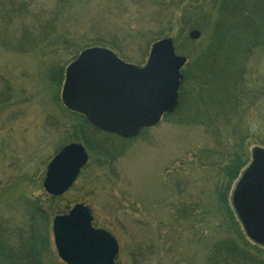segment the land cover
I'll list each match as a JSON object with an SVG mask.
<instances>
[{"label":"rangeland","instance_id":"1","mask_svg":"<svg viewBox=\"0 0 264 264\" xmlns=\"http://www.w3.org/2000/svg\"><path fill=\"white\" fill-rule=\"evenodd\" d=\"M28 1L35 11L41 7L51 10L57 5V0ZM62 3L66 6L67 1ZM81 3L78 10L73 8L78 13L68 18L67 24L65 18L61 20V29H67L79 45L94 44L99 39L105 44L103 47L125 61L143 66L154 39L171 37L177 53L187 57L186 64L192 66L196 61L194 44L187 41L191 39L189 32L199 29L192 25L191 6L195 7V0ZM188 7L191 23L183 17ZM18 25L20 20L15 19L12 26ZM157 33H163L161 38ZM203 37L204 32L191 41ZM18 46L13 40L8 47L0 44V71L14 90L12 103L0 113V213L14 221L26 217L29 200L41 199L48 204L43 186L47 165L59 147L78 132V117L67 111L62 101L65 71L73 61L65 62L71 57L69 51L48 56L60 57L64 67L61 81H54L52 68L36 52H24ZM258 60L253 63L254 74L248 78L256 98L251 100L246 121L239 127L243 134L247 133L243 148L249 159L233 180L228 199L240 233L263 246L250 235L246 218L238 211L236 195L237 187L253 166L254 149H264V58ZM204 127L202 123H180L172 115H163L156 125L144 128L127 141L118 136L106 137L112 146L108 148L116 155L112 170L98 167V157L91 153L88 167L61 195L60 207L68 210L76 202L89 205L96 227L107 229L120 243L117 264H144L148 256V264H203L209 245L226 234V228H218L224 216L214 206V157L209 150L220 148L227 153L234 143V136L226 134L224 127L219 128V137L215 130ZM99 158L104 161L105 157ZM54 217L46 223L48 244L43 262L66 264L54 244ZM142 250L145 254L141 261Z\"/></svg>","mask_w":264,"mask_h":264},{"label":"trees","instance_id":"2","mask_svg":"<svg viewBox=\"0 0 264 264\" xmlns=\"http://www.w3.org/2000/svg\"><path fill=\"white\" fill-rule=\"evenodd\" d=\"M63 1H67L66 6ZM30 2L0 0V44L8 47L13 40L19 44L20 50L36 52L40 60L52 68L54 81H61L64 67L60 65V57L50 59L49 55L69 51L71 57L65 61L67 63L88 47L105 45L98 39L94 44L81 46L67 29H61V20L65 18L64 23L67 24L68 18H74L78 11L73 8L78 10V3L83 0H57L55 8L48 10L41 7L37 11ZM209 5V10H205ZM191 7L194 8L192 25L199 28L201 35L204 32V37L199 41L187 39L194 44L196 61L192 66L188 63L183 67L179 105L166 116L172 115L180 123H202L209 131L215 130L214 134L218 137L221 134L219 128L224 127L226 134L234 136L229 152L223 153L220 148L209 150L214 157L211 161L213 165L210 164L214 167V206L224 216L218 228L222 231L226 228V234H221L209 245L203 264H264V245L252 243L240 233L228 199L233 180L239 177L249 159L248 151L243 148L247 133L243 134L239 127L242 121H246L251 100L256 98L248 79L254 74L253 63L264 58V0H195V7ZM189 8L183 15L186 23H191ZM15 19L20 20L16 28L12 26ZM158 34L161 38L163 33L156 36ZM13 93L11 83L0 71V113L12 103ZM65 109L78 117V132L67 142L80 139L89 152V161L82 170L88 167L90 154L96 153L93 155L98 157L97 166H105L111 171L116 155L108 148L111 144L106 137L118 135L98 129L81 113L66 106ZM237 132L239 135H236ZM119 138L124 141L129 139ZM66 144L63 143L59 149ZM99 155L105 157L104 161ZM62 196L48 194L45 196L48 204L45 200L31 198L27 202L26 217L19 221L0 213V264H44L43 253L48 244L46 223L53 215L67 212L60 207ZM217 211L214 214H218ZM144 254L142 250L141 261ZM149 258L143 263L148 264Z\"/></svg>","mask_w":264,"mask_h":264},{"label":"water","instance_id":"3","mask_svg":"<svg viewBox=\"0 0 264 264\" xmlns=\"http://www.w3.org/2000/svg\"><path fill=\"white\" fill-rule=\"evenodd\" d=\"M200 36L199 29L189 32L191 39ZM186 62L171 37L152 44L144 66L126 62L106 47H88L66 68L62 101L95 127L130 138L177 108ZM88 159L81 142L63 146L47 165L46 192L52 196L65 193ZM252 165L237 187V207L252 238L264 243V149H254ZM52 231L58 255L66 264H116L117 238L93 225L91 209L84 203L57 214Z\"/></svg>","mask_w":264,"mask_h":264},{"label":"flooded vegetation","instance_id":"4","mask_svg":"<svg viewBox=\"0 0 264 264\" xmlns=\"http://www.w3.org/2000/svg\"><path fill=\"white\" fill-rule=\"evenodd\" d=\"M85 204H86V203H85ZM93 216H94V215H93ZM93 224H94V226H96V225H95V222H94V219H93Z\"/></svg>","mask_w":264,"mask_h":264}]
</instances>
